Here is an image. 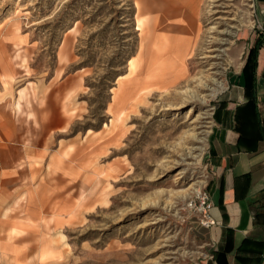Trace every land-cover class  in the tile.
I'll list each match as a JSON object with an SVG mask.
<instances>
[{
	"label": "rangeland",
	"instance_id": "374dc122",
	"mask_svg": "<svg viewBox=\"0 0 264 264\" xmlns=\"http://www.w3.org/2000/svg\"><path fill=\"white\" fill-rule=\"evenodd\" d=\"M227 10L232 32L218 60L224 88L263 27L256 0H230ZM134 16L133 0H0V46L8 49L0 48V70L5 55L21 66L18 74L0 72V90L10 101L21 92L42 96L47 110L45 137H36L37 196L85 200L80 212L63 215L68 222L43 248L7 249L0 264H28L32 256L34 264H196L208 253L204 226L187 202L211 180L206 154L224 88L203 104L153 96L112 129L111 90L139 42ZM200 56L191 66L195 77L208 68ZM186 85L194 89L197 81ZM199 113L194 141L187 135ZM193 143L197 151L188 156ZM56 219L51 211L22 215L21 227L56 229ZM45 250L53 255L41 263Z\"/></svg>",
	"mask_w": 264,
	"mask_h": 264
},
{
	"label": "crops",
	"instance_id": "0c3cea01",
	"mask_svg": "<svg viewBox=\"0 0 264 264\" xmlns=\"http://www.w3.org/2000/svg\"><path fill=\"white\" fill-rule=\"evenodd\" d=\"M256 2L263 25L258 35L262 43L255 70L256 97L252 102L242 73L252 44L215 107L206 154L214 224L204 226L208 253L196 264H264V0ZM19 67L9 64L0 72L18 74ZM18 97L19 93L10 101L0 90L1 232L20 229L22 215L36 216L33 206L38 196L36 181L32 182L38 169L36 137L38 133L45 137L47 131L45 118L18 113L16 105L22 107Z\"/></svg>",
	"mask_w": 264,
	"mask_h": 264
},
{
	"label": "bare ground",
	"instance_id": "6f19581e",
	"mask_svg": "<svg viewBox=\"0 0 264 264\" xmlns=\"http://www.w3.org/2000/svg\"><path fill=\"white\" fill-rule=\"evenodd\" d=\"M133 1L139 42L134 49H137L135 56L127 63L126 72L117 77L115 87L111 90L112 103L109 112L112 116V129L115 130L125 125L129 113L137 112L140 104L149 101L153 96H158L159 100H166L173 93L184 100L203 104L208 97L220 92L224 85L219 81L218 60L225 52L223 43L227 41L226 34L232 32L228 27L230 21H227L229 11H222V8L229 7L230 0ZM204 20L209 21L206 27L203 25ZM239 21L242 22L241 19ZM4 47L7 49L5 44L0 46L3 52H7ZM196 55H201L200 58L208 63V68L204 74L195 77L192 76L191 66ZM4 57L7 65L16 59L10 55ZM193 79L197 81V85L190 89L186 84ZM183 83L184 87L179 88ZM37 99L44 100L42 96L35 94L27 97L24 92L19 93L18 101L25 102L21 108L19 104L16 105L18 113L43 118L47 110L39 105ZM187 110L186 117L190 119L194 110L191 107ZM200 118L199 113L190 120L192 129L187 137L194 141L200 133ZM195 144H191L188 156L197 151L198 147ZM92 158L89 157V164ZM84 201L83 198L79 200L76 198L75 201L72 196H59L58 193L54 196H38L33 206L35 214L55 212L57 216L55 221L58 224L56 229L42 226L39 229L21 227L22 229L11 232L0 230V253H7V249H10L13 255H16L22 247L26 248V253L43 248L44 245L41 246V243L46 240L45 237L61 230L68 222L63 220V215L70 217L73 210L80 212L84 209ZM52 255L51 250L43 251L39 257L40 262H48L47 259ZM15 262H18L17 258ZM34 263L36 258L32 256L28 264Z\"/></svg>",
	"mask_w": 264,
	"mask_h": 264
},
{
	"label": "trees",
	"instance_id": "16d2710c",
	"mask_svg": "<svg viewBox=\"0 0 264 264\" xmlns=\"http://www.w3.org/2000/svg\"><path fill=\"white\" fill-rule=\"evenodd\" d=\"M261 43L262 40L259 37H257L254 44L248 50L245 64L242 68V73L246 76L244 81V86L246 89L250 90V98L252 102H254L256 97L255 70L257 64V54L261 46Z\"/></svg>",
	"mask_w": 264,
	"mask_h": 264
},
{
	"label": "built area",
	"instance_id": "2783aa9c",
	"mask_svg": "<svg viewBox=\"0 0 264 264\" xmlns=\"http://www.w3.org/2000/svg\"><path fill=\"white\" fill-rule=\"evenodd\" d=\"M187 207L199 214V220L202 226H210L214 224V220L210 215L212 208L208 192L200 190L187 202Z\"/></svg>",
	"mask_w": 264,
	"mask_h": 264
}]
</instances>
